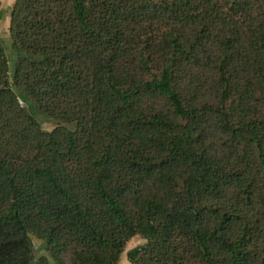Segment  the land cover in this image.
Returning a JSON list of instances; mask_svg holds the SVG:
<instances>
[{
	"label": "trees",
	"instance_id": "obj_1",
	"mask_svg": "<svg viewBox=\"0 0 264 264\" xmlns=\"http://www.w3.org/2000/svg\"><path fill=\"white\" fill-rule=\"evenodd\" d=\"M0 42V264H264V0H13ZM3 12L0 9V19Z\"/></svg>",
	"mask_w": 264,
	"mask_h": 264
},
{
	"label": "rangeland",
	"instance_id": "obj_2",
	"mask_svg": "<svg viewBox=\"0 0 264 264\" xmlns=\"http://www.w3.org/2000/svg\"><path fill=\"white\" fill-rule=\"evenodd\" d=\"M13 0H0V9L3 12V18L0 19V42L2 43L3 49H4V55L8 61L9 65H12L15 55L13 50L10 47V40L7 34V14L9 11V7L11 5ZM32 249L34 253V257L37 258V256L45 257L46 261L51 264V261L49 257L47 256L46 252L42 249V245L38 239H36L34 236L30 237ZM144 242L143 238H141L139 235H135L128 239L125 242L123 251L118 256L117 264H129L126 259V252L130 248L134 246H138Z\"/></svg>",
	"mask_w": 264,
	"mask_h": 264
}]
</instances>
